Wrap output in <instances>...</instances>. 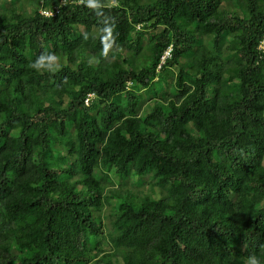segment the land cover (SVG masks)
I'll list each match as a JSON object with an SVG mask.
<instances>
[{
	"label": "trees",
	"instance_id": "trees-1",
	"mask_svg": "<svg viewBox=\"0 0 264 264\" xmlns=\"http://www.w3.org/2000/svg\"><path fill=\"white\" fill-rule=\"evenodd\" d=\"M94 3L0 0V264L264 261V0Z\"/></svg>",
	"mask_w": 264,
	"mask_h": 264
},
{
	"label": "clouds",
	"instance_id": "clouds-1",
	"mask_svg": "<svg viewBox=\"0 0 264 264\" xmlns=\"http://www.w3.org/2000/svg\"><path fill=\"white\" fill-rule=\"evenodd\" d=\"M89 7H96L94 0H87ZM56 57L51 54H44L39 56L32 64L34 69L49 68L53 62H55ZM243 264H264L256 254H249L243 259Z\"/></svg>",
	"mask_w": 264,
	"mask_h": 264
},
{
	"label": "built area",
	"instance_id": "built-area-1",
	"mask_svg": "<svg viewBox=\"0 0 264 264\" xmlns=\"http://www.w3.org/2000/svg\"><path fill=\"white\" fill-rule=\"evenodd\" d=\"M42 13L43 14H45V15H49V14H52L50 11H46V10H44V11H42ZM170 48H171V46H168L167 47V49H165L164 50V52H163V54L161 55V61H163L164 59H165V57H167V56H169L170 55ZM93 96V94H88V96L86 97V99H85V103L87 104L88 103V101H89V99L91 98Z\"/></svg>",
	"mask_w": 264,
	"mask_h": 264
}]
</instances>
